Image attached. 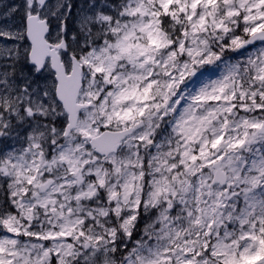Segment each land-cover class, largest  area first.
Returning <instances> with one entry per match:
<instances>
[{
  "label": "snow or ice",
  "instance_id": "1",
  "mask_svg": "<svg viewBox=\"0 0 264 264\" xmlns=\"http://www.w3.org/2000/svg\"><path fill=\"white\" fill-rule=\"evenodd\" d=\"M0 264H264V0H0Z\"/></svg>",
  "mask_w": 264,
  "mask_h": 264
}]
</instances>
